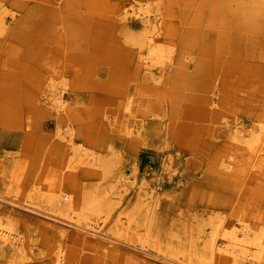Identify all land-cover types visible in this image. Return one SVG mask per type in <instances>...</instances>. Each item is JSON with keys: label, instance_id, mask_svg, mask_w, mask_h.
<instances>
[{"label": "rangeland", "instance_id": "rangeland-1", "mask_svg": "<svg viewBox=\"0 0 264 264\" xmlns=\"http://www.w3.org/2000/svg\"><path fill=\"white\" fill-rule=\"evenodd\" d=\"M146 4L161 64L134 43L144 22L114 17ZM263 140L264 0H0V218L26 243L0 264H54L59 220L96 188L97 232L61 264H188L219 225L217 242L264 241ZM147 222L179 260L144 240Z\"/></svg>", "mask_w": 264, "mask_h": 264}, {"label": "bare ground", "instance_id": "bare-ground-1", "mask_svg": "<svg viewBox=\"0 0 264 264\" xmlns=\"http://www.w3.org/2000/svg\"><path fill=\"white\" fill-rule=\"evenodd\" d=\"M151 8H152V6H151ZM150 13H152V11H150L148 9V5L147 4L145 6H142V7L141 6L133 7V6H128L127 5V6H124V10L122 12L120 11V13L116 14V16L114 15V17H117L119 21L127 20L128 16H130V17L131 16H135V17L141 19L144 22L145 27L147 29H146V31H143L144 33H142L140 35V37H138L136 39V42H134V43L139 46L140 50L142 51V53L145 56H147V58L151 59L153 62L155 61L156 63L161 64L164 61V60L162 61V59H163L162 58V52H163L162 51V42H161L160 37L158 35V33H159L158 28H155L154 23L151 21ZM151 26H153V29H150ZM143 49H146V51H144ZM170 58H169V60H170ZM49 91H51L52 93L53 92L57 93L56 91H53V90H49ZM50 95H52V94L50 93ZM52 97H53V99L52 100L50 99V101H51L50 103L51 104H53V103L54 104H59L60 103V104L63 105L64 101H63V97H62L61 94H59V95L56 94V95H54ZM52 97H50V98H52ZM147 128H149V129H151L153 131L155 129H158V126L156 124H152V125L149 124V125H147ZM256 138H258V137H256ZM250 146H251V143H250ZM252 147H254V146H252ZM262 147H263V149L261 151H258L259 150L258 149L256 152H257V155H258V159L264 161V145ZM19 162H21V161H19ZM19 162H17V163H19ZM21 163H19L20 165H18V164L17 165L6 164L4 166V170L8 174V177L10 176V177L14 178V176H16L15 173H16L17 167L19 166V170L18 171H20V168L22 169ZM108 165H106V168H107ZM108 169L109 168H107L106 170H108ZM110 169H111V167H110ZM118 179H119V177H118ZM122 180H124V177H123ZM96 190H98V189L96 188ZM96 190H93V192H89L88 190L84 191V203H85V206H84V212L83 213L78 214L76 218H72V216L69 217V216L66 215L70 219H68V220L60 219L59 220V222L62 223L63 226L59 227L58 228L59 232H57L58 235H57V238H56L57 244L55 243L56 244V249H55V259H54L55 263L54 264H61L62 261L64 260V258L66 257V253H67V250H68V247H69V242L68 241L73 242V243H79V245H82L81 243H83L86 234L90 233V231H94L95 230V228H93V226L88 222V220H89L90 214L93 213V215H94V213H95V215H96V212L98 210L97 209V205H98L97 202H99V200H100L99 198L100 197H99V195H98ZM99 194H100V192H99ZM49 196L50 195H46L47 201L49 203H51L55 207L54 208L55 212L58 213V214H61V216H62V214L65 213L62 210V208H63L64 205H66L65 204L66 202H63L61 200L60 195L52 194L50 198H49ZM0 198L3 199V197H1V196H0ZM17 204H19V203H17ZM51 216H53V215H51ZM149 218L151 219V217H149ZM5 220H6L7 223H5L2 218H0V253H3V251H5L4 250L5 249L4 245H5L7 247L8 253H10V252L12 253V254L9 255L10 257L13 258V257H17V256H20V255L24 256V254H22V253L25 251L24 250L25 249V245H26L25 236L21 235L18 232V230L16 229L17 227H15L13 223H11V222L8 223L7 219H5ZM8 220H9V218H8ZM131 221H132V219H131ZM148 222H147V225H146L147 227L145 226L146 227L145 235H143L144 240L145 241H150L151 243H153L156 246V248L158 249V251H159V254H160L159 256L165 258V260L167 259V260L173 261V262L175 260L176 261L179 260L177 254H173L172 252H168L167 251V250H169V245H168V249L165 250L163 248V244H162L161 239H159V237L157 235H155L156 232H158V231L154 232V230L152 229L151 224L148 225ZM51 224L52 223H50V225ZM220 226L221 225L215 227L216 229H214L213 235L206 241L203 250H199L196 247H194V248L191 247V248H193V251H194L193 255H195V259H194L193 262H191V260H190L188 264H224L223 263V261H224L223 259H225L226 256H227V255H225V258H224V256H223L224 254H228L231 257H235V259L238 256L243 254L244 255L243 257H246V258L248 257V259H250V260H259V254H261L264 251V241L261 240V237L257 236V238L254 237L255 238L254 240H247L248 238H245L240 233H237V231H227L226 230V231H224V234H223V236L225 238L224 239L225 242H222V243L221 242H217L216 238H218L217 236L219 234L218 231L220 230L219 229ZM73 229H77L80 232L79 233L75 232V231H73ZM119 229L120 228H118V231H119ZM118 231H116V233ZM122 231H119V232H122ZM94 232H97V230L94 231ZM119 232L117 233L118 234L117 236L120 238L121 237V233H119ZM22 238H23V240H21ZM16 240H20L21 242L17 244ZM246 243L248 245H251V246L255 245L254 247H256V249H255L256 251L254 250L255 252H253V253L249 252L250 251L249 249H248L249 251H247ZM127 244H128L127 246H129L131 249H133L134 252L143 253L142 252V250H144L143 248H139V247H137V246H135V245H133L131 243H127ZM69 250H71V249H69ZM251 251H253V250H251ZM190 256L192 257V255H190ZM237 259L234 260V261H237ZM237 262H236V264L239 263V262L238 263Z\"/></svg>", "mask_w": 264, "mask_h": 264}]
</instances>
